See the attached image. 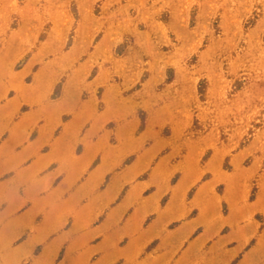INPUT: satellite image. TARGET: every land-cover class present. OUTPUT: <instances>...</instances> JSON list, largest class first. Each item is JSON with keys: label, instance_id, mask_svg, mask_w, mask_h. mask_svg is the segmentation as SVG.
<instances>
[{"label": "rangeland", "instance_id": "374dc122", "mask_svg": "<svg viewBox=\"0 0 264 264\" xmlns=\"http://www.w3.org/2000/svg\"><path fill=\"white\" fill-rule=\"evenodd\" d=\"M0 264H264V0H0Z\"/></svg>", "mask_w": 264, "mask_h": 264}]
</instances>
